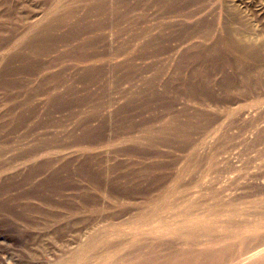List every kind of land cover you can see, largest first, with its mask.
<instances>
[{"label":"rangeland","instance_id":"obj_1","mask_svg":"<svg viewBox=\"0 0 264 264\" xmlns=\"http://www.w3.org/2000/svg\"><path fill=\"white\" fill-rule=\"evenodd\" d=\"M231 209L264 219V0H0V264Z\"/></svg>","mask_w":264,"mask_h":264},{"label":"bare ground","instance_id":"obj_2","mask_svg":"<svg viewBox=\"0 0 264 264\" xmlns=\"http://www.w3.org/2000/svg\"><path fill=\"white\" fill-rule=\"evenodd\" d=\"M161 206L162 205H160L159 207H161ZM162 209H164V208H162ZM158 210H160V209H156V213H154V214H156L157 217L160 216V215H157ZM153 212H155V211H153ZM212 214H213V212H212ZM237 214H239V213L234 212L233 210L230 213H227L226 214L227 219H225L226 221H224L223 224H219L218 227L216 226L218 223L215 224V222H213V221L211 222V220L207 219L210 216V214H209V216L207 218L202 217L203 220H192L190 222V225L188 224L189 226H186L188 228H184V229L180 228L179 229V227H177V229H179V230H176V231H174V229H172L173 232H168V233H172V235H175L180 240L182 239L183 241H185V247L182 249H179L175 252L168 253L164 256H160L157 248L161 245L156 244L157 242L156 243H154V242L144 243L141 247L137 248V245L139 243H141V242H138V241H140L139 239L141 237L140 238L138 237L139 238L138 241L132 242L133 244L131 243L133 245L132 246L133 248L128 253H125L127 251L126 250L124 252V254L123 253L120 254V251H121L120 248L121 247L120 248L118 247L119 249L115 247L116 249H113L112 251H106V249H105L104 254L99 253V252H95L96 246L98 245V247H100L99 244L97 243L99 241V238L96 237V238L90 239L89 241L87 240L88 242L86 244H84L85 246L79 252H75V254L71 257V259L68 262H66V263L64 262V263L65 264H95L94 262H96V264H264V219L261 221L256 220L257 222H255V223H250L251 221H249V223H246L247 221H244L245 220L244 219L243 223L240 224L241 221H240V223L235 222L236 221L235 217ZM237 216H239V215H237ZM261 217H264V216H261ZM159 218H161V216ZM148 219H149V217H148ZM193 219H194V217H193ZM144 220H146V217L144 218ZM166 221H167V219H166ZM158 222L160 223V220H158ZM161 222L163 223V220ZM134 223H136V222H134ZM141 223H143V222H141ZM145 223H143V224H145ZM164 223H165V221H164ZM148 225H149V223H148ZM172 226H174V225H172ZM137 227H139V226H137ZM142 227H143V225H142ZM155 228L158 229L159 227H155ZM147 229L149 230V228H147ZM161 229L165 230L162 226H161ZM159 230H160V228H159ZM198 230H201V232H203L202 236L200 235L201 233L200 234L197 233ZM143 231L144 230L142 229V232ZM220 231H221V233H223V232L228 233V231H229L228 237L227 238H225V237L224 238H218L219 235L221 234V233H219V235H218V232H220ZM147 232L149 233V231H147ZM155 233H157V230ZM125 234H126V237L129 236V235H127V233H124V237H125ZM158 234H159V232H158ZM117 235H118V233H117ZM172 235H170V236H172ZM224 235L225 234H223V235L221 234V237ZM99 236L100 235H98V237ZM109 236H110V234H109ZM133 236H135V235H133ZM118 237H122V236L118 235ZM142 237H143V235H142ZM176 237H174V238H176ZM129 238H130V236H129ZM127 239H126V241H127ZM128 241H127V243H128ZM163 242H165V241H163ZM99 243H101V242H99ZM182 243H184V242H182ZM103 244L104 243H101V245H103ZM198 244L201 245V248H199V249L195 248V246H197ZM162 245H165V244H162ZM113 246H111V247H113ZM108 248H109V246H108ZM127 249H128V247H127ZM129 249H130V247H129ZM124 250H125V247H124ZM91 252L92 253L95 252V253L92 256L91 255L89 256V254H91ZM91 258H94V262L91 261Z\"/></svg>","mask_w":264,"mask_h":264}]
</instances>
